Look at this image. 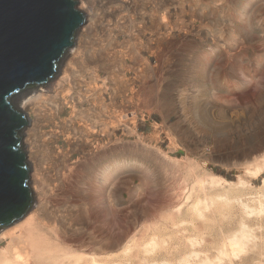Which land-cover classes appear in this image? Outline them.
<instances>
[{"label": "bare ground", "instance_id": "obj_1", "mask_svg": "<svg viewBox=\"0 0 264 264\" xmlns=\"http://www.w3.org/2000/svg\"><path fill=\"white\" fill-rule=\"evenodd\" d=\"M95 1L105 21L97 20L98 13L87 17L89 23L77 30L73 44L59 58L53 77L25 88L15 97L28 121L21 129L20 141L29 166L32 202L22 217L0 227V238L5 241L0 246V264H134V259L138 264H264V232L257 230L264 219V179L261 186L250 188V179L264 171V151L239 163L242 174L237 182H230L205 170L202 164L207 159L214 161L210 152L206 154L203 148L190 153L189 145L165 124L155 121L151 132L142 131L139 119L148 120L154 101L147 82L157 67L156 61L153 64L148 56L140 54L142 32L148 24L152 27L149 35L157 44L152 51H158L168 25L165 0H145L146 6L144 0ZM77 2L81 10L94 7L92 0ZM140 7L148 15L135 24V11ZM90 27L95 31V45L91 42L89 48L86 36ZM117 36L124 41L119 43ZM113 42L114 48L105 54L113 69L104 68L99 63L100 50H109L108 45ZM126 60L132 63L127 68L131 75L115 67L117 61L127 67ZM226 110L221 109L222 117ZM164 133L168 149L184 148L186 156L177 159L164 151ZM130 147L154 153L171 178L185 169L187 174L181 176L178 184L180 190L176 189L178 202L159 216L161 223L144 222L148 232L137 241L129 237L121 248V259L112 249L121 245L94 243L88 247L89 252L84 251L85 245L72 248L65 242L66 237L58 233L60 216L51 205L52 197L66 192V184L77 166L82 180H86L89 167L101 170L108 164L116 169V154ZM100 178L107 177L95 180ZM231 218L234 222L225 225L231 223ZM167 224L178 226L167 229ZM165 229L170 231L168 234L177 235L181 248L171 242L174 237L167 240L170 237L163 232ZM206 235L211 238L205 239ZM131 247H136L134 259L129 257ZM107 250L112 251L107 254Z\"/></svg>", "mask_w": 264, "mask_h": 264}, {"label": "rangeland", "instance_id": "obj_2", "mask_svg": "<svg viewBox=\"0 0 264 264\" xmlns=\"http://www.w3.org/2000/svg\"><path fill=\"white\" fill-rule=\"evenodd\" d=\"M92 1L94 7L83 10L86 19L98 13L97 20H102L99 3ZM147 4L145 2L144 6ZM142 7L135 11V24L140 23L141 17L147 18L148 12ZM165 8L168 25L158 51H152L157 45L149 35L152 27L148 24L142 32L144 44L140 54L148 56L153 64L156 61L157 67L147 82L154 96L152 112L148 120L139 119L141 130L151 132L155 121L165 124L172 134L177 138L181 136L189 145L190 153L203 148L206 154L210 152L214 161L207 159L202 164L207 172L237 182L238 175L242 174L241 162L264 151V0H165ZM89 21L88 18L84 24ZM90 28L86 36L89 48L91 42L95 45V31ZM117 37L119 43L124 41L123 37ZM113 45L114 42L108 45L109 50H100L99 63L104 68L111 67L105 54L112 51ZM126 61L125 71L118 61L115 67L131 75V69H127L131 62ZM223 107L228 109L225 117L221 116ZM164 135H161L164 151L177 159L186 156L184 148L169 150ZM144 152L131 147L120 151L116 154V169L108 164L101 170L89 167L86 180H82L77 166L66 184V192L52 197L51 205L60 216L58 233L66 237L65 242L72 248L85 245L84 251L89 252L88 247L99 243L121 245L112 248L120 257L121 248L129 237L137 241L148 232L145 223H161L162 214L178 202V184L181 176L187 174L185 169L181 168V174L171 178L154 153ZM96 175L107 178L95 180L100 177ZM263 179L264 171L250 179V188L261 186ZM186 181L190 183V179ZM67 212L70 213L66 215ZM230 220L231 223L225 225L234 222V218ZM260 225L257 230L264 232V219ZM177 226L167 224V229ZM163 232L170 237L167 240L174 237L175 242H171L181 248L175 238L177 235L168 234L170 231L166 229ZM206 238L211 236L206 235ZM4 242L0 238V246ZM135 248L131 247L130 258H135ZM132 261L137 263L136 259Z\"/></svg>", "mask_w": 264, "mask_h": 264}, {"label": "water", "instance_id": "obj_3", "mask_svg": "<svg viewBox=\"0 0 264 264\" xmlns=\"http://www.w3.org/2000/svg\"><path fill=\"white\" fill-rule=\"evenodd\" d=\"M85 19L77 0H0V227L22 217L32 202L20 141L28 121L15 97L53 77Z\"/></svg>", "mask_w": 264, "mask_h": 264}]
</instances>
